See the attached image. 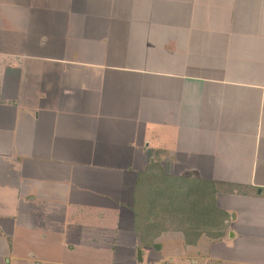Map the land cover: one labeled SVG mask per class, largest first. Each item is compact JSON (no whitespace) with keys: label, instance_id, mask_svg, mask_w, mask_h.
Returning <instances> with one entry per match:
<instances>
[{"label":"crops","instance_id":"crops-1","mask_svg":"<svg viewBox=\"0 0 264 264\" xmlns=\"http://www.w3.org/2000/svg\"><path fill=\"white\" fill-rule=\"evenodd\" d=\"M210 259L264 264V0H0V264Z\"/></svg>","mask_w":264,"mask_h":264},{"label":"trees","instance_id":"trees-1","mask_svg":"<svg viewBox=\"0 0 264 264\" xmlns=\"http://www.w3.org/2000/svg\"><path fill=\"white\" fill-rule=\"evenodd\" d=\"M177 212L183 215L180 228L184 230L190 244L196 243L202 233L220 236L223 223L229 216L227 212L217 209L214 202L206 206L194 195L189 204L180 206Z\"/></svg>","mask_w":264,"mask_h":264},{"label":"rangeland","instance_id":"rangeland-1","mask_svg":"<svg viewBox=\"0 0 264 264\" xmlns=\"http://www.w3.org/2000/svg\"><path fill=\"white\" fill-rule=\"evenodd\" d=\"M204 195H208V194H205V193H203ZM209 195H210V193H209ZM212 196V195H211ZM182 260H184V258L182 259ZM211 260L212 259H210V261L208 262V264H213V263H211ZM195 262V261H194Z\"/></svg>","mask_w":264,"mask_h":264}]
</instances>
